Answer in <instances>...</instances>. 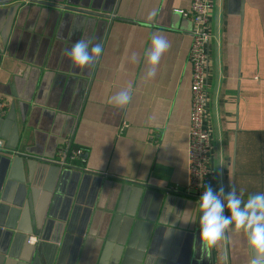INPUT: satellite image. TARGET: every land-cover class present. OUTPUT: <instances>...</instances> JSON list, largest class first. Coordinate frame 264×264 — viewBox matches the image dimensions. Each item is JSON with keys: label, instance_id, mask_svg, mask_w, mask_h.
<instances>
[{"label": "crops", "instance_id": "1", "mask_svg": "<svg viewBox=\"0 0 264 264\" xmlns=\"http://www.w3.org/2000/svg\"><path fill=\"white\" fill-rule=\"evenodd\" d=\"M48 1L116 18L0 2V264H250L242 231L201 251L187 185L193 21L179 11L192 0ZM211 30L212 187L247 200L264 192V0H213ZM154 33L171 47L145 79ZM79 40L103 48L84 69L65 54ZM76 148L84 164L63 165Z\"/></svg>", "mask_w": 264, "mask_h": 264}, {"label": "clouds", "instance_id": "2", "mask_svg": "<svg viewBox=\"0 0 264 264\" xmlns=\"http://www.w3.org/2000/svg\"><path fill=\"white\" fill-rule=\"evenodd\" d=\"M170 47L166 37L155 33L152 35L151 46L146 56L148 68L145 79L156 76L161 58ZM102 52L100 44L79 40L67 49L65 54L74 66L84 69L93 65ZM127 59L135 63L136 53H132ZM123 66L122 64L121 67ZM111 99L118 107L129 104L132 100L131 87L120 90ZM198 206L202 252L207 254L225 237L226 232L242 231L254 254L250 264H264V192L251 194L244 200L231 185L228 191H225L223 186L214 190L211 185H205ZM226 210L229 215L225 214Z\"/></svg>", "mask_w": 264, "mask_h": 264}, {"label": "built area", "instance_id": "3", "mask_svg": "<svg viewBox=\"0 0 264 264\" xmlns=\"http://www.w3.org/2000/svg\"><path fill=\"white\" fill-rule=\"evenodd\" d=\"M32 1V0H25ZM213 0H192L190 7L180 8L179 11L193 21L192 45L189 60L192 65V101L191 123L188 139V187L201 197L205 185H214L213 178V135L209 120V90L208 72L210 58L211 10ZM6 112L5 101H0V114ZM129 124L125 120L121 132ZM7 149L6 142L0 136V151ZM82 149L64 151L60 162L63 165H78V160L84 164L85 157ZM81 166V165H80ZM175 190V189H174ZM227 213V210L225 214ZM35 236L30 237V242L35 241Z\"/></svg>", "mask_w": 264, "mask_h": 264}, {"label": "water", "instance_id": "4", "mask_svg": "<svg viewBox=\"0 0 264 264\" xmlns=\"http://www.w3.org/2000/svg\"><path fill=\"white\" fill-rule=\"evenodd\" d=\"M8 1H11V0H0V2H8ZM36 2H39V3H45V4H49V5H55V6H58V7H63V8H68V9H74V10H78V11H83V12H87V13H93V14H96V15H103V16H106L110 19H114L116 18V16H114L113 14H110V13H104V12H100V11H96V10H92V9H87V8H84V7H79V6H74V5H69V4H63V3H58V2H53V1H48V0H34ZM234 227V226H232ZM36 230H33V231H29L26 235V241L27 243L33 247V250L35 251V253H37V251L39 252L41 246H42V243H41V237L40 235H38V233L36 234ZM35 234L34 236L36 237V240L33 241V242H30V237ZM253 252H252V258H253Z\"/></svg>", "mask_w": 264, "mask_h": 264}]
</instances>
